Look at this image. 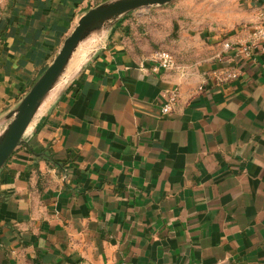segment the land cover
Instances as JSON below:
<instances>
[{"label": "crops", "instance_id": "1", "mask_svg": "<svg viewBox=\"0 0 264 264\" xmlns=\"http://www.w3.org/2000/svg\"><path fill=\"white\" fill-rule=\"evenodd\" d=\"M81 3L4 0L0 116ZM155 42L125 16L30 125L0 170V264H264V53L181 75L152 70ZM225 67L239 76L217 86Z\"/></svg>", "mask_w": 264, "mask_h": 264}, {"label": "rangeland", "instance_id": "2", "mask_svg": "<svg viewBox=\"0 0 264 264\" xmlns=\"http://www.w3.org/2000/svg\"><path fill=\"white\" fill-rule=\"evenodd\" d=\"M110 1L113 0H82L75 16H82L90 9ZM262 8L264 0H172L162 6L140 8L129 15L138 24L144 38L151 40L152 36L156 40V44L152 43L150 59L157 51H167L175 61L174 68L169 71L184 75L193 73L195 64L198 68L211 63L210 58L216 53H220L222 59L227 55V48L233 51V48L228 47L231 40L245 35L260 24L259 13ZM105 34L102 37L92 34L78 47L66 71L42 102V113L52 101L47 103L52 93L56 91V96L59 94L81 64L96 50ZM24 96L0 119L16 108ZM6 125L0 126V131Z\"/></svg>", "mask_w": 264, "mask_h": 264}, {"label": "water", "instance_id": "3", "mask_svg": "<svg viewBox=\"0 0 264 264\" xmlns=\"http://www.w3.org/2000/svg\"><path fill=\"white\" fill-rule=\"evenodd\" d=\"M171 1L172 0H113L90 9L83 14L73 31L63 42L62 47L49 67L33 83L18 106L0 119V126L7 123L5 128L0 131V170L23 142V137L30 125L39 118L36 114L42 102L55 83H57L64 74L71 58L73 56L75 57L78 47L84 41L92 34H97L96 37H102L122 18L135 10L143 7L162 6ZM68 82L64 85L59 94L65 89ZM59 94L51 102H53ZM51 102L47 105L45 110Z\"/></svg>", "mask_w": 264, "mask_h": 264}, {"label": "built area", "instance_id": "4", "mask_svg": "<svg viewBox=\"0 0 264 264\" xmlns=\"http://www.w3.org/2000/svg\"><path fill=\"white\" fill-rule=\"evenodd\" d=\"M4 0H0V16ZM260 24L249 31L247 37L238 39L235 43H231L233 51L244 58H254L258 53H264V8L259 13ZM151 60L152 70L154 72L169 71L175 66L173 56L167 51H157ZM239 72L237 69L229 67L216 69L212 73L213 81L217 86L229 84L237 79ZM179 90L174 88L170 90L166 102L162 105L160 113L162 116L170 114L178 103ZM200 264V263H198Z\"/></svg>", "mask_w": 264, "mask_h": 264}, {"label": "bare ground", "instance_id": "5", "mask_svg": "<svg viewBox=\"0 0 264 264\" xmlns=\"http://www.w3.org/2000/svg\"><path fill=\"white\" fill-rule=\"evenodd\" d=\"M56 96V91H54L53 93H52V97L49 99V101H47V103L48 102H50L51 100H53V98ZM42 114V105L40 106V108L38 109V112H37V114H36V116H39V115H41Z\"/></svg>", "mask_w": 264, "mask_h": 264}]
</instances>
